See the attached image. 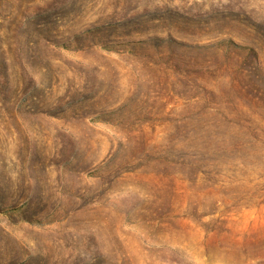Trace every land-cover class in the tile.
<instances>
[{
    "label": "rangeland",
    "instance_id": "374dc122",
    "mask_svg": "<svg viewBox=\"0 0 264 264\" xmlns=\"http://www.w3.org/2000/svg\"><path fill=\"white\" fill-rule=\"evenodd\" d=\"M0 264H264V0H0Z\"/></svg>",
    "mask_w": 264,
    "mask_h": 264
}]
</instances>
